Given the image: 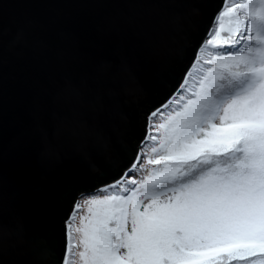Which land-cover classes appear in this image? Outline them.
Here are the masks:
<instances>
[{
  "label": "water",
  "instance_id": "1",
  "mask_svg": "<svg viewBox=\"0 0 264 264\" xmlns=\"http://www.w3.org/2000/svg\"><path fill=\"white\" fill-rule=\"evenodd\" d=\"M222 4L0 0V264H57L72 195L120 177Z\"/></svg>",
  "mask_w": 264,
  "mask_h": 264
},
{
  "label": "snow or ice",
  "instance_id": "2",
  "mask_svg": "<svg viewBox=\"0 0 264 264\" xmlns=\"http://www.w3.org/2000/svg\"><path fill=\"white\" fill-rule=\"evenodd\" d=\"M146 119L120 177L74 202L57 264H264V0H223Z\"/></svg>",
  "mask_w": 264,
  "mask_h": 264
},
{
  "label": "trees",
  "instance_id": "3",
  "mask_svg": "<svg viewBox=\"0 0 264 264\" xmlns=\"http://www.w3.org/2000/svg\"><path fill=\"white\" fill-rule=\"evenodd\" d=\"M159 106H161V105H157V106L150 105V106L148 107V112H146L147 115H148L149 112L155 110V109H156L157 107H159ZM146 113L143 115V132H144V133H143L142 138L145 136V132H146V121H147V119H146V117H147ZM142 138H140V139L135 138V141H133V142H136V141H137L136 143H137V145H138V143L141 141ZM133 142L131 141V144H132V145H134ZM135 151H136V147H135ZM124 170H125V168H122V172H123ZM122 172H121V174H122ZM112 179H113V178H112ZM112 179L109 180V181L100 180V179H97V178H96V179H93V186H94V188H93L92 190H88L87 192H91V191L97 189L100 185H103V184H105V183L112 182ZM113 181H114V180H113ZM78 195H79V193H75L74 195H72L71 199H70L69 202H68V205H69V206H73L74 202L77 200ZM69 213H70V210H68L67 215H66L65 217H63V218L60 219V222H59V228H60L61 230H63V231H65V224H64V221H65V219L69 216Z\"/></svg>",
  "mask_w": 264,
  "mask_h": 264
},
{
  "label": "rangeland",
  "instance_id": "4",
  "mask_svg": "<svg viewBox=\"0 0 264 264\" xmlns=\"http://www.w3.org/2000/svg\"><path fill=\"white\" fill-rule=\"evenodd\" d=\"M149 113H150V112H149ZM149 113H148V114H149ZM147 117H148V115H147ZM146 125H147V121H146ZM139 144H140V143H139ZM125 169H126V168H125ZM114 181H115V180H114ZM114 181L109 182V183H105V184L99 186L97 189H95V190H93V191H91V192H82V193H93V192H95V191L98 190V189H102V188H104L106 185L112 184ZM79 197H80V194L78 195L77 199H79ZM72 210H73V206H72V208H71V210H70V213L72 212ZM70 213H69V215H70ZM86 213H87V208H86V207H84V208H82V209L80 210V212H79L78 215H77V221H76L77 225L79 224V218H80V216H83V215H85ZM68 217H69V216H68ZM68 217L65 219V221L68 219ZM65 221H64V224H65Z\"/></svg>",
  "mask_w": 264,
  "mask_h": 264
}]
</instances>
